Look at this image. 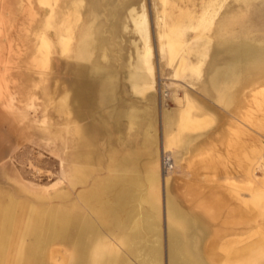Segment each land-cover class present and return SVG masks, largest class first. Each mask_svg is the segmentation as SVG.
Here are the masks:
<instances>
[{
	"label": "rangeland",
	"instance_id": "obj_1",
	"mask_svg": "<svg viewBox=\"0 0 264 264\" xmlns=\"http://www.w3.org/2000/svg\"><path fill=\"white\" fill-rule=\"evenodd\" d=\"M95 1L0 0L2 213L18 214L21 223L29 212L61 216L64 207L81 205L78 195L95 178L108 174L116 151L137 171L158 173L154 191L146 185L145 192L155 196L159 264H169L168 228L181 227L168 220V194L208 221L206 242L216 246L211 264H264V0H127L133 2L106 7L116 15ZM132 7L145 14L144 39L129 18ZM241 45L250 48L242 52ZM96 64L115 73V98L91 113L81 108L79 119L72 87L79 65L87 71ZM133 71L147 75L139 89L132 87ZM114 106L122 111L110 129ZM103 118L110 130L95 139L99 156L82 161L86 181L72 184L78 129ZM164 154L173 164L166 174ZM19 229L7 239L0 223V264H76L58 238L34 247L35 257L44 250V260L31 261V236ZM108 241L104 257L144 264L117 239ZM251 241L260 243L248 254L223 259L225 246ZM182 249L171 246L170 257L174 250L189 264H207Z\"/></svg>",
	"mask_w": 264,
	"mask_h": 264
},
{
	"label": "crops",
	"instance_id": "obj_2",
	"mask_svg": "<svg viewBox=\"0 0 264 264\" xmlns=\"http://www.w3.org/2000/svg\"><path fill=\"white\" fill-rule=\"evenodd\" d=\"M114 1L96 0L93 5H102V9L106 13L111 10L110 14L116 15L118 10L115 7L114 9H107L106 7L114 4L128 5L133 2L124 0L119 3ZM81 67L79 65L78 79L73 84L70 100L74 108L75 105L79 107L76 115L79 119L84 113L83 107L91 113L99 102L109 104L115 98L117 82L116 75L110 66L96 64L89 67L87 71ZM136 68L141 69L142 67ZM130 73L129 78L133 83V88L135 85L137 87V84H140L138 87L142 83L145 85L147 75L144 72L136 71L134 73L133 71ZM137 73L138 76H136ZM140 75L143 77L138 78ZM138 87L137 89H139ZM81 108L83 109L81 110ZM121 111L117 106L111 107L108 116L112 122L110 129L117 127ZM165 116L167 118L169 114L166 113ZM127 117L130 124H134V111H128ZM106 121L107 119L103 118L100 122H94V126L90 128L81 126L78 129L77 151L73 154V159L79 165L72 167L70 179L72 184L86 181L82 176L83 167L80 164L83 160L89 162L91 158L99 156L95 147V139L100 132L109 134L110 129H107ZM146 142L148 143L147 148L152 153L150 147L152 137L146 135ZM110 157L108 174L95 178L91 187L78 195V201L81 202V205L79 203L70 204L63 208L61 216L55 218L29 212L25 223H21V220L9 228V231L5 229L4 237L7 239L13 237L15 229L19 228L22 230L21 234L30 235L31 240L28 244L30 250H26V252L27 255L33 256L31 258L33 262L43 261L45 254L42 250L41 258L35 257V255H39V251L34 247L37 245L47 246L50 241L58 238L63 240L64 247L73 250L72 254L76 264H103V262L105 264H128L126 263L128 258L114 255L106 258L102 255L101 246L113 244L108 241L109 239H117V243L125 245L130 254L144 264H159L161 239L157 224L156 206L154 205L155 196L153 193L147 194L145 192L146 185H149L154 191L158 183V173L152 169L146 172L137 171L129 157H119L116 151L112 152ZM85 208L86 210H84ZM166 214L169 222L181 225L179 230L171 226L168 228L167 260L169 259V264H171L170 248L173 245L190 246L193 259L196 258V255L198 258L195 260H203L207 264H211V261L215 259L216 246L213 242H206L207 237L211 234L208 221L198 213L187 209L177 197L170 194L166 198ZM16 215L15 217L18 219V214ZM259 243L258 241H251L237 246H225L223 259L226 261L241 258L250 252L251 245L256 246ZM152 248H154V252ZM69 256H71L70 252Z\"/></svg>",
	"mask_w": 264,
	"mask_h": 264
},
{
	"label": "bare ground",
	"instance_id": "obj_3",
	"mask_svg": "<svg viewBox=\"0 0 264 264\" xmlns=\"http://www.w3.org/2000/svg\"><path fill=\"white\" fill-rule=\"evenodd\" d=\"M23 1V0H22ZM102 6V5H101ZM76 8V7H75ZM127 8V7H126ZM136 8L132 7L130 10H129V18L130 20L132 21L133 25H134V29L138 32V34H140V37L142 39H144L145 37V31L146 29L144 27H142V25L144 24V17H145V14L143 11L141 12H136L135 11ZM111 11V10H110ZM124 13V12H123ZM125 26V25H124ZM250 46V45H249ZM252 47V46H251ZM250 47H247L246 45H241L238 47L239 51H245V50H249ZM255 49V48H253ZM260 50V49H259ZM139 51V50H138ZM261 51V50H260ZM139 54V53H138ZM244 56H241L240 57V60L242 61H245V58ZM255 63V62H254ZM143 63H142V60H141V56L140 54L138 55L137 57V60L135 62V67H139L142 66ZM259 66V65H257ZM101 69V68H100ZM103 69V68H102ZM108 70V69H107ZM131 74V73H130ZM107 75V74H106ZM136 76H138V73L136 74ZM142 75H140L138 78H140ZM143 77V76H142ZM133 78H134V75H133ZM123 79V78H122ZM137 79V78H135ZM139 82V80H138ZM145 82V81H144ZM132 83V82H131ZM133 84V83H132ZM144 85V83H142ZM141 84V86H143ZM135 85V84H134ZM138 85L140 84H137V87ZM136 85H135V88H137ZM142 88V87H141ZM66 97V96H65ZM64 101V100H63ZM136 111V110H135ZM168 146V145H167ZM167 178V176H163V180H165ZM146 201V200H145ZM4 215V216H3ZM139 218V217H138ZM50 220V219H49ZM18 219L17 217H15L14 215L10 214V213H5L3 214L1 212V208H0V223H2L5 227V229H7V231H9L11 228V224L13 223V225H15L16 223H18ZM55 222V221H54ZM49 223V222H48ZM54 226V225H53ZM9 229V230H8ZM51 238V237H50ZM183 247V251H185L188 255H190L191 258H193V254L192 252L190 251V249H188V247L186 245H182ZM153 252H154V248H152ZM178 253V252H177ZM174 250L171 251V264H189L188 261L182 259L181 257L178 256ZM203 261V260H202ZM111 264H116V263H111Z\"/></svg>",
	"mask_w": 264,
	"mask_h": 264
},
{
	"label": "built area",
	"instance_id": "obj_4",
	"mask_svg": "<svg viewBox=\"0 0 264 264\" xmlns=\"http://www.w3.org/2000/svg\"><path fill=\"white\" fill-rule=\"evenodd\" d=\"M173 168V164L170 161V158L168 155H163L162 156V171L164 174L168 173L171 169Z\"/></svg>",
	"mask_w": 264,
	"mask_h": 264
}]
</instances>
